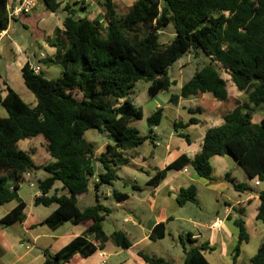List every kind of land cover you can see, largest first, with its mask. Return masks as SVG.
<instances>
[{"label": "trees", "instance_id": "trees-1", "mask_svg": "<svg viewBox=\"0 0 264 264\" xmlns=\"http://www.w3.org/2000/svg\"><path fill=\"white\" fill-rule=\"evenodd\" d=\"M44 1L51 12L66 13L63 28H56L55 39H49L56 54L44 60L60 66L62 75L47 78L26 64L22 77L36 103H27L10 87L1 100L8 116L0 117V206L14 200L17 205L0 217V227L25 221L27 204L18 190L26 180L25 173L44 170L47 175L37 182L41 194L35 204L56 203L58 207L43 223L55 229L72 222L85 227V231L56 253L45 250L43 264H64L77 254L88 257L104 249L108 237L103 222L112 209L99 201L80 208L77 197L91 184L97 192L101 186H111L118 179V169L130 163L126 151L148 139L155 143L153 130L161 123L164 108L160 106L148 116L149 134H140L130 125L144 117L143 109L133 101L136 84L150 83L148 93L153 97L168 91L178 83L170 73L171 67L188 54L202 61L182 84L180 93L171 96V103L207 92L226 100L229 93L222 72L230 75L245 97L223 116L220 125L206 131L197 155L182 154L152 176L148 184L157 186L170 169L187 166L199 177L213 180L212 158L231 155L251 180L262 184L256 218L264 222V114L260 121H253L256 108L264 113V0H134L123 11L116 0H95L103 15L94 19L81 15L70 4L61 8V0ZM81 3L83 11L87 6L83 0ZM8 4L9 0H0V32L10 23ZM139 28L144 30L142 35ZM168 30L173 36L161 41ZM190 112L193 116L188 121L174 122L175 130L186 139L188 136L179 128L198 124L200 119L194 114L201 108H190ZM89 129L108 133L114 143L97 155L95 145L84 138ZM38 135L46 140L51 156L45 164H37L31 152L19 147L21 140ZM97 164L102 167L98 176ZM226 178L236 190L249 189L247 183L237 182L229 173ZM113 197L123 201L128 194L115 190ZM197 197L198 187L191 184L181 188L177 202L184 205L196 202ZM234 211L237 216L228 215L227 219L238 230L232 250L233 264H237L250 233L245 209L237 207ZM165 235L166 225L160 222L151 239H163ZM188 237L193 241L191 234ZM113 238L120 248L133 245L122 230L114 231ZM181 243L185 254L182 264H211L205 252L215 250L214 245L203 242L188 248L183 239ZM139 256L148 264H176L142 251ZM250 261L264 264V239Z\"/></svg>", "mask_w": 264, "mask_h": 264}, {"label": "crops", "instance_id": "crops-1", "mask_svg": "<svg viewBox=\"0 0 264 264\" xmlns=\"http://www.w3.org/2000/svg\"><path fill=\"white\" fill-rule=\"evenodd\" d=\"M19 1L20 0H9V3L16 4ZM35 1L36 7L34 10L31 13L10 20L8 28L4 30L3 35L0 36V104L1 100L7 94V87L15 90L20 96H22L21 94L30 96L28 92L30 90L25 85L22 77V68L26 64L39 67L40 72H42L45 77L52 72L51 69L53 66L45 70L43 65L54 64L46 63L44 60L52 58L57 51L56 47L49 42V39L52 37L56 28H63V18L59 16V12L55 13L48 10L44 0ZM61 2V8L69 4L72 6L73 4H77V2H79L80 6L82 4V0H61ZM72 8L75 9L73 6ZM83 12L86 15L85 11ZM15 61L18 62L17 68H13L10 64V62ZM179 62L180 60L176 62V64ZM58 68V70L62 72L60 66H58ZM21 77L23 85L28 89L25 90L24 86L21 85L20 90L23 93H19L15 88V84H18V82L20 83ZM136 96L137 91L135 90L134 98ZM183 99L184 98H180L178 103L174 104L178 111L180 107L186 108L183 104ZM33 102L34 103H31V105L36 103V99H34ZM134 102L135 105H137L136 99H134ZM137 106L142 108L141 105ZM200 108L202 113L203 107L201 105ZM209 117L213 124L212 126L220 125L223 122V117L221 116L211 114ZM175 121L179 120L176 119ZM206 131L201 135L199 146L195 142L192 143L190 139L180 136L176 130V134H173L169 141L163 144L161 135L157 132L156 128H154L153 135L155 137V143L153 144L156 148L152 151L149 160L143 153L139 152L138 149H140L141 146L136 149L128 150L124 154L130 159V163L118 169V179L111 186H101L98 192L92 188L93 186H90L87 192L78 195L77 199L80 208H85L99 201L111 208L112 212L117 209L127 210V213L124 215V221L119 222V229L117 230L124 231L132 240L133 245L127 249L131 252L133 251L132 257L139 264H148L139 256V252H141L139 246L150 245L158 241L151 239V233L160 222H164L166 225V235L163 239H159L161 241L167 240L169 236L174 238L176 234H178L179 240L182 242L181 234L183 231H186L188 236L191 234V238L196 245L208 242L211 246L214 245L216 247L217 244H220L223 254L227 252L228 246L235 242L236 236L229 228H226L227 234L224 232V222H222L221 228L216 229L211 228L214 222H197L193 226V228L196 229L194 231H191L188 227L184 228V225L180 223L178 225V233H174L172 225L174 221L179 222L184 220L186 216L184 215L185 209L189 203L179 205L177 202V194L181 188L188 187L191 184L197 185L198 194L201 191V186L204 187V190L209 191V193H215L216 190L220 189L221 195L227 198L223 209L225 218L228 217L227 211H229V215L236 217L237 215L234 209L237 207L243 208L246 212V226L249 229L247 224V208L249 206H254V216L255 220H257L256 215L260 205L258 190L262 188V184H256V180H251L245 172L244 174L240 173V177L233 175L231 171H229V164L232 162L228 160L229 158L227 155H216L211 160L214 171L218 170L219 174L218 182L215 184L213 182H204L203 178L199 177L190 166L180 170L170 169L167 176L160 181L157 186L148 184V180L152 176L158 171L166 168L168 164L176 160L182 154H187L190 157L197 155L202 149ZM108 144L112 143L105 144L106 148ZM100 148L99 152L96 150V153L98 152L101 154L106 150V148ZM161 151L164 153L163 156L159 158L161 154H159V152ZM50 159L51 156L48 153V161H50ZM231 159L236 161L234 158ZM35 162L40 164L37 161ZM97 166L96 176L102 172V167L99 164ZM233 167H235L234 164ZM138 173H144L146 175L144 178L145 187H142V185L136 181V178H139L137 176L139 175ZM228 173L231 174V177L235 178L237 182L247 183L249 189L244 191L236 190L233 184L226 178ZM46 175L47 173L44 170L30 172L29 178L25 180L30 185L27 191L31 188L35 190L33 193H28V199L22 195L25 188L22 184L20 185L18 194L27 204L26 219L20 223L0 227V264H43L46 258L44 253L45 250L56 253L70 243L75 237L82 235L85 231V227L76 225L72 222H65L55 229L43 223V221L58 207L56 203L49 206L35 204V198L41 194L37 182ZM215 179L213 180L217 181ZM95 180H97V177H95ZM119 182H123L124 185L127 186L129 185L132 191H120L117 186ZM222 185L225 186L224 190L221 189L223 187ZM60 186V184H57V187L60 188ZM115 190L127 193L128 198L123 201H118L113 197V192ZM101 197L105 200V203L101 201ZM8 204L10 205L8 210L5 214L0 215V217L9 213L17 205V201L14 200L4 205ZM4 205H1L0 208ZM139 210H144L148 212V214L140 215ZM253 224L256 225L257 228L261 227L257 222H253ZM261 228L260 231L264 234V228ZM204 230L208 232H204ZM114 247L116 253H119L118 249H120V247L117 245ZM106 248L107 245H105L104 249H98L94 254L88 257H82L77 254L69 262L64 264H106V258L109 256V254L106 253ZM168 260L176 264H182V259L180 257L175 259L172 255Z\"/></svg>", "mask_w": 264, "mask_h": 264}, {"label": "rangeland", "instance_id": "rangeland-1", "mask_svg": "<svg viewBox=\"0 0 264 264\" xmlns=\"http://www.w3.org/2000/svg\"><path fill=\"white\" fill-rule=\"evenodd\" d=\"M84 1V0H83ZM95 0H90L88 2H85V6L87 8L83 11H85L86 15L90 18H96L101 17L103 15V10L101 9L100 5H98L97 2H94ZM134 0H116L118 8L120 11H123L126 6H129L132 4ZM38 2V0H37ZM43 3V2H42ZM83 5V4H81ZM76 10L79 11L81 15H85L82 10H80V4H73L72 5ZM90 9V10H89ZM65 12L60 11L59 16L64 19ZM138 32L142 35L144 33V30L142 28L138 29ZM55 31L53 32V35L50 39H55ZM173 36L172 30H168L166 33H164L161 36V41L166 42ZM56 54V52H55ZM201 58L194 57L193 54H188L187 56L180 59L179 63H175L171 69L170 73L174 79L178 81L176 85H173L168 91H162L157 96L152 97L148 93V87L150 83L146 81H139L136 84L135 90L137 91V98L136 103L137 105H141L144 111V117L141 120H137L132 122L130 125L136 127L140 134L142 135H148L149 134V126L147 122L148 116H150L157 108V106L164 107V114L163 118L161 120V123L156 126L157 132L161 135V141L163 144H165L169 139L173 136V134H176L174 122L176 119L188 121L193 114L190 112V108L195 109L197 107H200V105L203 107V111L196 112L194 114L195 116L200 118L199 124H193L190 125V127L187 128H179V131L186 134L188 138L191 140L192 143H197L198 146L200 144L201 135L204 131L209 129L213 124L210 120V115H218L223 117L226 113L231 111L236 105L238 101H241L245 97V93L240 92L236 86L233 84L231 77L226 72H222V76L227 80V89L229 93V97L226 100H220L217 99L213 94L211 93H201L199 95L189 96L187 98L183 99V104L186 106V108L180 107L179 111L176 109V106H174L173 103L170 102V98L173 94H179L181 91L182 84L187 81L194 73L196 68L199 66V63L201 62ZM10 64L13 66V68H17L18 62H10ZM50 66H53L51 69L52 72L47 74L48 78H57L62 75V72L59 71L58 65H47L44 64L43 68L45 70H48ZM12 79V78H11ZM16 83V82H15ZM15 88L19 93H23L20 90V86L23 85L22 77L20 78V83L15 84ZM24 89L28 90L25 85ZM27 96L25 94H21L22 98L29 104L34 103V95L30 92ZM133 99V101H134ZM135 103V102H134ZM158 106V107H159ZM189 108V109H188ZM256 111L253 113V121L258 122L261 118V116L264 114L261 109L256 108ZM189 111V113H188ZM201 113V114H199ZM8 113L4 106L0 104V117H7ZM84 138L93 143L95 145L96 150L99 152L100 149H105V144L107 143H114V139L106 132H100L97 129H89L86 133ZM47 142L44 139L42 135H38L35 137H29L26 139H23L19 142V147L21 149L27 150L31 152L33 158L35 161H37L40 164H45L48 162V151L46 148ZM156 148L154 146L151 139H148L145 141L141 148L138 149L139 152L143 153L147 159H150V155L152 154V151ZM96 153L99 155L100 153ZM161 153V154H160ZM163 151L159 152L160 157L163 156ZM230 160L229 164V171L233 175H237L240 177V173L244 174V170L242 167L239 166V164L236 161H233L232 156L227 155ZM219 160V159H217ZM235 162V163H234ZM233 164L235 167H233ZM98 165V164H97ZM98 167V166H96ZM137 175L139 178H136V181H138L139 184L142 185V187H145L144 184V178L146 175L144 173H138ZM216 178V179H215ZM214 180L203 178L204 182L207 183H216L219 179L218 170L214 171ZM22 186L25 188L23 190L22 195L28 199V193H33L35 189L31 188L29 191H27V188L30 187L28 182H23ZM93 186V185H91ZM118 188L120 191H132V188L128 185H124L123 182L118 183ZM223 186V185H222ZM94 188V187H92ZM204 187L201 186V191L198 194L197 201L196 202H189L184 215V220L182 221H174L173 227L174 233H178V225L182 223L185 227H188L191 231H194L196 229L193 228L195 223L197 222H206V223H213L217 219H220L224 222V232L227 234L226 228H229L236 236L235 242L232 243L230 246H228L227 252L223 254L222 252V246L220 244L216 245V249L212 251H206L205 255L207 259L210 261L211 264H233V256H232V250L235 244L238 240V230L237 227L233 224L231 220H228L224 217L223 209L225 206V201H227L226 196H222L220 189L216 190L215 193H209V191H206L203 189ZM222 190L225 189V186L221 188ZM217 198V199H216ZM102 199V197H101ZM103 203H105V200H101ZM8 205H4L0 208V215L5 214V212L9 208ZM254 206H249L247 208V224H248V231L250 233V239L248 242H243L241 254L238 258L237 264H252L250 259L251 257L257 252L258 248L263 242L264 234L260 231L263 227L264 228V222L261 220H255L254 216ZM140 211V210H139ZM127 213L126 209H117L114 210L103 222L105 233L107 234L108 240L106 242L107 248L106 253L109 254V256L106 258L107 262L106 264H139L133 257L132 253L133 251H129L128 249L120 248L119 253H116V250L114 249L116 246L114 242V231L119 229V222L124 221V215ZM148 214V212H145L144 210L140 211V215ZM253 222H257L261 225L260 228H257L256 225L253 224ZM204 232H208L204 230ZM182 239L185 245L190 248L193 246H196V244L190 240L188 237V233L186 231L182 232ZM205 239V238H203ZM140 250L143 253H147L152 256L157 257H164L166 259H170V257L173 255V258L177 259L180 257L182 259L185 258L183 246L179 240L178 234L173 238L172 236H169L167 240L165 241H155L151 243L150 245H140ZM184 257V258H183Z\"/></svg>", "mask_w": 264, "mask_h": 264}, {"label": "built area", "instance_id": "built-area-1", "mask_svg": "<svg viewBox=\"0 0 264 264\" xmlns=\"http://www.w3.org/2000/svg\"><path fill=\"white\" fill-rule=\"evenodd\" d=\"M85 2H88L90 0H84ZM36 7V1L35 0H20L16 4H8V16L10 20H13L15 18H18L24 14L31 13L34 8ZM3 35V31L0 32V36ZM31 69L35 73H39L40 69L37 66L31 65ZM30 172L25 173L24 177L25 179L29 178ZM256 184H260V181L256 180ZM227 215H229V211H227ZM222 220L218 219L216 220L212 225L211 228H221L222 227Z\"/></svg>", "mask_w": 264, "mask_h": 264}]
</instances>
